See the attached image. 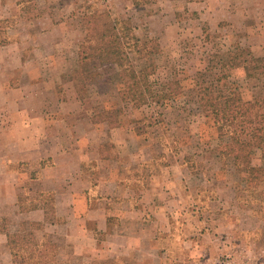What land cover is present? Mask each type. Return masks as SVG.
<instances>
[{"label":"rangeland","instance_id":"rangeland-1","mask_svg":"<svg viewBox=\"0 0 264 264\" xmlns=\"http://www.w3.org/2000/svg\"><path fill=\"white\" fill-rule=\"evenodd\" d=\"M96 10L130 22L140 41L131 70L154 99L140 87L139 101H120V84L105 81L116 68L79 60ZM5 32L0 78L13 67L11 85L32 84L17 106L64 119L44 124L49 144L62 133L76 154L40 161L65 163L66 183L64 173L46 181L36 170L24 186L36 201L21 198L20 214L2 204L1 235L32 233L45 264H264V185L241 191L245 169L234 166L209 112L228 96L247 110L264 94V67H217L226 51L264 59V0H0ZM171 75L176 96L166 95ZM42 204L44 220L22 218ZM1 244L0 264H25Z\"/></svg>","mask_w":264,"mask_h":264},{"label":"trees","instance_id":"trees-1","mask_svg":"<svg viewBox=\"0 0 264 264\" xmlns=\"http://www.w3.org/2000/svg\"><path fill=\"white\" fill-rule=\"evenodd\" d=\"M10 43L8 34L0 37V46ZM139 38L127 20H117L108 11H93L87 20L85 37L79 46L78 56L82 63L91 64V69L106 66L115 67L113 75L106 82L120 84L118 92L122 102L139 101L138 89L143 87L150 99L155 92L131 70V53L139 47ZM217 67L226 70L256 71L264 67V59L255 56L249 49L226 51L219 59ZM89 71V70H88ZM87 71V72H88ZM181 92L178 78L170 76L166 95L176 96ZM210 116L221 139L226 143L234 166L245 169L241 173L242 192H258L264 185V94L253 99L251 108H240L231 96L212 101ZM258 158L261 164H254ZM228 166L227 161H222ZM240 176V175H239ZM240 192V191H239ZM8 244L13 258L21 256L25 264H45L39 258V245L32 233L29 237L10 235ZM47 264H56L50 260Z\"/></svg>","mask_w":264,"mask_h":264},{"label":"crops","instance_id":"crops-1","mask_svg":"<svg viewBox=\"0 0 264 264\" xmlns=\"http://www.w3.org/2000/svg\"><path fill=\"white\" fill-rule=\"evenodd\" d=\"M10 46V43L6 46H0L1 57L10 54L8 51H2L4 49H9ZM15 56V59L20 57V61H22V56ZM0 67L2 68L3 66ZM12 68L13 67L7 68L6 72L4 71V74L6 73L5 75L9 73L8 76L10 78H12L11 76L13 75L11 71ZM10 78H0V157H2L0 159V206H2V204H9L13 211L16 210L15 214H20L18 210L24 203L21 198H26L25 201L28 202L31 200L34 202L36 201L33 198V193L27 188H24L29 180L33 181L34 177L32 174L36 172V170L41 172L42 178L46 179V181L50 180L51 177L56 175L60 176L64 173L62 175V182L66 183L65 163L53 161L51 166L45 167L40 165V161L43 158L54 159L59 156H65L66 154H76V152H74V150L68 153L69 150L66 149L64 143L65 136L62 133H59V142H54L55 146L52 147L49 144V140L52 137L50 135L51 130L44 124H47V122L59 124L64 119L52 118L47 112H44V107L40 108L41 111H38L37 114L34 115L31 111L22 110L17 106V100L21 98L22 101H26L30 98L33 86L32 84L26 83H20L18 86L11 85ZM9 83L10 85L8 86L7 84ZM35 87L36 85L34 88ZM42 106H44V104ZM5 114L11 115V118L14 120L10 122L5 121L3 119L7 118ZM42 124L44 126H42ZM7 159H12L10 170H8L10 165H6ZM8 196H10V198H8ZM43 209V204L38 207H32V212L24 213L26 215L22 218L31 221L44 220V214L41 213L42 217H39V213ZM50 232L54 231L50 230ZM9 236L10 235L0 234L2 246L8 245Z\"/></svg>","mask_w":264,"mask_h":264}]
</instances>
